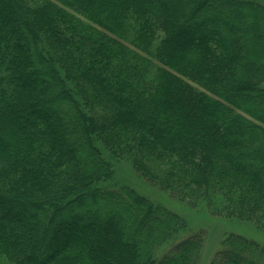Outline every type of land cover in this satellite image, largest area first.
<instances>
[{
	"label": "trees",
	"instance_id": "trees-1",
	"mask_svg": "<svg viewBox=\"0 0 264 264\" xmlns=\"http://www.w3.org/2000/svg\"><path fill=\"white\" fill-rule=\"evenodd\" d=\"M104 149L264 228V4L0 0V264L200 263L204 234L108 184ZM210 264L264 246L229 233Z\"/></svg>",
	"mask_w": 264,
	"mask_h": 264
},
{
	"label": "rangeland",
	"instance_id": "rangeland-1",
	"mask_svg": "<svg viewBox=\"0 0 264 264\" xmlns=\"http://www.w3.org/2000/svg\"><path fill=\"white\" fill-rule=\"evenodd\" d=\"M264 4V0H255ZM104 155L114 167L115 173L108 184L128 185L145 195L155 203L166 206L178 212L188 221V228L181 231L180 237L200 231L204 234V245L199 264H210L216 252L221 247L222 239L229 233H238L253 238L264 246V228H260L251 220L238 217H216L205 208H193L172 196L168 191L150 183L143 175L139 174L130 160L118 159L104 149ZM164 248V247H163ZM162 249V248H161ZM164 251L162 249L160 252Z\"/></svg>",
	"mask_w": 264,
	"mask_h": 264
}]
</instances>
